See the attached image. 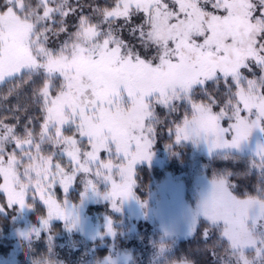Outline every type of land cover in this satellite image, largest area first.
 <instances>
[{
    "label": "snow or ice",
    "instance_id": "1",
    "mask_svg": "<svg viewBox=\"0 0 264 264\" xmlns=\"http://www.w3.org/2000/svg\"><path fill=\"white\" fill-rule=\"evenodd\" d=\"M4 85L0 212L39 201L30 231L33 239L46 234L48 252L39 257L57 264L55 233H47L54 219L69 230L77 225L68 199L77 183L81 200L91 191L119 212L136 198L134 166L151 160L161 131L176 144L202 142L211 154L239 148L264 124V0H0ZM256 156L259 196L264 146ZM232 175L209 182L190 234L202 215L201 239L217 234L204 250L220 264H264V211L250 216L245 207L250 230L230 211L254 203L230 191ZM101 183L110 187L99 192ZM105 229L115 235L111 219Z\"/></svg>",
    "mask_w": 264,
    "mask_h": 264
},
{
    "label": "rangeland",
    "instance_id": "2",
    "mask_svg": "<svg viewBox=\"0 0 264 264\" xmlns=\"http://www.w3.org/2000/svg\"><path fill=\"white\" fill-rule=\"evenodd\" d=\"M261 128H264V124L253 129L248 139L242 142L239 148L216 149L211 154H209L207 146L202 142L193 144L191 140H188L182 141L180 144L188 146V153L191 156L224 155L236 152L247 156L253 164L254 161L258 160L256 156L257 146L264 145V131H261ZM170 139L174 143L172 136ZM165 151L163 147H156L154 141L151 160L138 162L134 166V172L136 173L137 167L141 164L163 166L167 162L165 160ZM187 173L175 174L169 170L165 171L163 177L159 181H155L144 198L137 196L134 191V185L133 192L136 198L124 201L120 206L121 210L119 212L111 208L109 201L102 199L98 195H93L91 191L81 200L80 193L83 191V185L77 183L72 189L78 191L79 198L72 200L71 197H68L70 208L72 205H77L74 209V214L78 216V223L72 229L77 230L78 233L86 238H100L102 243H104L105 238L114 239L117 235L123 236L126 233L134 232V235H130L129 237H137V233L135 234L136 231H134L136 227L135 221L138 219L147 220L157 231L152 239L147 240L149 244L145 249L148 251L151 264H159V261L163 260V253L169 249L173 240L192 235L190 234V228L193 226V216L197 213L198 205L209 187V182L215 175H204L202 167L194 170V172H189V175L186 177ZM97 187L99 192H104L110 185L101 183ZM230 191L232 192L231 189ZM31 199L29 197L27 202L30 203ZM138 200L143 202L145 206L141 207ZM102 204H105L103 208H94L91 212L88 211L90 205L98 206ZM14 207L16 208L15 220L19 224L14 225L10 234H8L11 246L6 252L0 253V264H18L21 239H25L22 234L28 233L26 240L33 238L30 230L38 223V221L37 223L29 221L28 215L31 210L33 211L32 207L23 209H20L18 206ZM251 215H255V209L250 211ZM106 219L112 220L115 235H108L106 233ZM195 219L197 223L200 219L205 220L202 215H196ZM54 221H60L63 225L65 223L64 221L54 219L50 221V224ZM249 224H251L250 221ZM256 231H261L259 226ZM114 244L112 243L108 247V252L94 261V264H112L113 261L115 264H132L135 261L134 247L121 249L117 246L115 247ZM160 245L165 246L163 251H161ZM250 250L252 249H246L245 251L248 253L254 251ZM160 264H166V260Z\"/></svg>",
    "mask_w": 264,
    "mask_h": 264
},
{
    "label": "trees",
    "instance_id": "3",
    "mask_svg": "<svg viewBox=\"0 0 264 264\" xmlns=\"http://www.w3.org/2000/svg\"><path fill=\"white\" fill-rule=\"evenodd\" d=\"M9 86H0V91H5ZM170 138L171 136L167 132L161 131L155 139V146L163 147L166 150L165 160L167 162L163 166L141 164L137 167L134 191L139 198L146 197L148 190L154 185L155 181H159L163 177L165 171L169 170L175 174L188 172L186 174L187 177L189 172H194V170L200 167H202V172L206 176L222 173L225 170L233 173L229 179L235 184V188L231 190L236 196H242L245 193H256L255 185L257 184V174L260 170L252 167L253 164L247 156L236 152L224 155L191 156L188 153V146L175 144ZM169 143H171V147L166 149L165 145ZM173 152L175 153L174 155L171 154ZM246 172L249 174L236 175ZM69 197L72 200H77L79 198L78 191L72 189ZM29 202L33 205V211L31 210L28 215L29 221L37 223V216L40 213L42 205L39 201L32 199ZM104 205H90L88 211L91 212L94 208L101 209ZM15 213V207L0 212V253L6 252L11 246L8 234H10L14 225L19 224L15 220ZM205 223L206 220L200 219L192 235L173 240L169 249L163 253V260L159 261V264L172 258L178 259L181 256L195 261V264H220L218 259H214L211 254L204 250L205 244L210 243L217 235L213 232L209 241L201 239L200 226ZM135 226L134 231H136L137 237H129L130 235H134V232L126 233L123 236L117 235L114 239L105 238L104 243H102L100 238H86L78 233L77 230H69L60 221L51 223L49 233L47 234L55 233L52 236V254H54V258L58 264H94V261L108 252V247L112 243H115L114 246L121 249L134 247L135 261L132 264H151L150 256L145 248L149 244L147 240L152 239L157 230L147 220L142 219L136 220ZM47 252L46 234L42 231L40 239H21L17 263L30 264L33 258ZM52 254L49 255L51 256Z\"/></svg>",
    "mask_w": 264,
    "mask_h": 264
},
{
    "label": "clouds",
    "instance_id": "4",
    "mask_svg": "<svg viewBox=\"0 0 264 264\" xmlns=\"http://www.w3.org/2000/svg\"><path fill=\"white\" fill-rule=\"evenodd\" d=\"M264 146V145H261ZM211 189V184H209V187L207 189V191L204 193V196L206 197ZM252 198L254 200V203L244 206V205H235L233 206L230 211L236 216L239 217L241 219H244L243 213H244V209L245 207H247V209L249 210V212L253 209H255V213L257 215L261 214L262 211H264V195H259L257 196L256 193H247L246 196H237L238 200H245V199H249ZM244 224L245 227L249 228V230L251 229V225L248 223L247 219H244ZM255 239H260L262 238L261 235H256L254 236ZM33 260L37 261V264H44V260L41 259L40 257H36L33 258ZM49 264H51V261H49ZM58 264V262H57ZM112 264H115V262L113 261ZM183 264H193V262L187 258L184 259Z\"/></svg>",
    "mask_w": 264,
    "mask_h": 264
}]
</instances>
